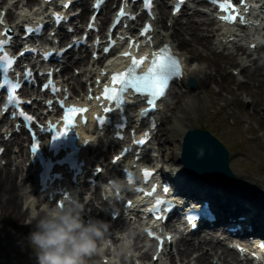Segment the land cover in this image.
Instances as JSON below:
<instances>
[{"label": "bare ground", "instance_id": "bare-ground-1", "mask_svg": "<svg viewBox=\"0 0 264 264\" xmlns=\"http://www.w3.org/2000/svg\"><path fill=\"white\" fill-rule=\"evenodd\" d=\"M264 3V2H263ZM157 5V11H158V17L155 22L156 28H165L164 26V21L169 17V14L165 10V2L164 0H157L156 1ZM264 5V4H263ZM84 7L86 6L83 5ZM161 7V8H160ZM264 8V7H263ZM194 17L202 18L204 19L203 16L200 15L199 12H195L193 14ZM9 20H12L11 14L7 15ZM28 17V15H26ZM15 23V22H14ZM16 24V23H15ZM213 19L211 18H206L205 20L202 21V23L196 22L194 23L192 20L186 19L185 24L180 25L177 23L176 20L171 21V27L166 30V34L163 35V39L165 41H169L173 43V46L175 45L176 47H183L185 49L186 53H181L179 54L181 59L184 61L186 64V76L183 82V86L181 87L183 91H179V88H171L167 92V97L166 100L163 101L160 105V110L161 112L158 113V116L161 119L162 116L165 115L166 111L170 112V108L173 106V103L178 101L179 99H182V97L186 96L184 95L187 91L186 89V84L189 79H194L197 82V87L198 90H203L204 92L208 93L210 91L208 89L207 82L212 81L214 78H216V75L218 77H224L228 82H231V77L227 76L225 73L226 66L234 64L235 66L237 65L239 74L240 76L246 78V81H249V85L246 87V93L248 95H255L258 93L259 95L261 94L264 97V56L259 57L257 60L253 59L252 53L248 50L249 45L255 44L256 45V53H264V45L261 44V42L258 39H255L254 36L251 35H245L244 38H240L239 36H235L233 34H230L229 37H234L236 42L231 43V45L223 44L222 40H227L228 36L224 35H215V38L212 39V37H209V33H212V26H213ZM160 26V27H159ZM171 29V30H170ZM226 34V33H225ZM162 36V35H161ZM154 40H157L160 38V34L153 36ZM264 39V35H263ZM161 43V42H160ZM247 45V48L244 49L242 45ZM232 51V52H230ZM233 51L235 52L236 55H234ZM237 52V53H236ZM240 53L241 55H239ZM188 54L192 57L195 58L196 60H201L206 63L205 66L192 63L191 64V58L188 57ZM243 56L244 58L240 60V57ZM228 69V67H227ZM92 72V70H91ZM239 77L235 78L236 80ZM72 79V78H71ZM75 79V78H73ZM178 91V92H177ZM209 95V94H208ZM186 100L182 103V106L179 107L178 113L176 114V123L180 124V122L187 121V118L189 116H195L194 121L196 122L200 120V114L201 111H199V105H198V100H202V97H197L196 101L195 96L188 95L186 96ZM243 100L248 101L247 98H238L237 96L233 98L232 100H227L224 96L223 98L220 99L221 105H217L216 102L213 100H205L207 102V106L210 104L213 105L215 104L216 107H219V109L222 111L223 109L229 107V105L232 103H237V102H242ZM251 104L250 109L252 116H255L256 112L258 109L261 107V104H258L257 101L252 100L249 101ZM207 107L204 108L203 114L204 116H209V109H206ZM197 110V111H196ZM264 113V108L261 107L260 109ZM162 115V116H161ZM165 118V116H164ZM164 121V120H163ZM162 121V122H163ZM264 125V124H263ZM173 127L170 128L168 131L170 135L166 134L164 136L163 140V145L166 144L171 138V131ZM184 129L181 128V131L184 133ZM172 134L174 132L172 131ZM181 137V134L179 135ZM18 148V157H15V159H20L23 160L24 156V150H23V145L22 143H17L14 142ZM162 145V146H163ZM115 148L114 144H109L107 148H104L103 150L100 151V154L96 157L97 160L103 165L106 162V157L108 153ZM180 146H178L177 150V161H179V156H180ZM8 149L6 148L4 157L7 160L6 166L1 168L0 167V217H2V220L5 218L9 217L8 222L6 223L10 227H15V228H20L23 229L29 237L30 232L33 230L34 225L27 224L28 221L32 218V209L30 205H27L24 203L26 198L29 197V194L32 193V189L29 190L28 192L25 191V183L29 184V186L33 185L32 178L28 177L27 180L24 181V184L21 183V180L17 177L18 169L20 168L19 166H16L14 170H11V163L15 161V159L9 158L6 153H8ZM159 152H161L159 150ZM162 156V153H161ZM3 159V158H2ZM1 159V160H2ZM162 160L165 162V160L162 157ZM104 167L107 169L108 168V163L104 165ZM182 167L179 164V166L175 169L177 172L175 173H182V176H184L182 172ZM161 175L166 179L170 178L173 174L172 170H166L165 169H160L159 170ZM21 172V168H20ZM187 177V176H186ZM189 177V176H188ZM187 177V178H188ZM193 182V180L186 179L185 182ZM23 182V181H22ZM264 186V182L260 180V184L255 183V188H262ZM184 186H181V189H183ZM229 189V190H227ZM232 188H225L224 193V204H223V211L228 212L229 210L227 208L234 207L235 210L239 209L243 204L244 200H246L247 196H242L241 192H233L231 190ZM189 190H185L184 194H189ZM192 193V192H191ZM248 193H251L248 190ZM97 193L94 192L92 202L98 201V195ZM252 196V195H250ZM252 201V200H250ZM262 203L264 206V195L262 199ZM23 203V204H22ZM254 203V202H253ZM254 205H258V207H261L262 204L261 202L254 203ZM25 206V207H24ZM255 212L253 215V218H250L252 223H254V226L259 225L258 218L264 223V213L256 208L254 211H249V213ZM32 214V215H31ZM254 216H258V218H254ZM27 219V222L25 220ZM116 224V223H115ZM111 224V227L109 228V232L111 235H113V238L115 242H118V237L115 232L116 225ZM119 224H121V227H124L121 232L125 231L127 224L124 220L119 221ZM135 231V230H134ZM129 232V230H128ZM120 233V232H119ZM136 234V237L138 238V232H133ZM132 234V233H131ZM133 235V234H132ZM214 235L211 234L210 238H202V242L198 243L196 246L193 244H190L188 242H184L183 240H180L179 243L183 244L185 247L184 250H181L179 255L180 258L182 259V262L187 260L186 264H190L192 261H188L191 252L196 249H201L202 246L205 245V247H209L210 251L214 253V256L217 257V261L220 264H234L237 263L236 260V255L233 251L230 250H224L221 248H218L216 244L213 242ZM0 241L4 242L5 246L10 250V251H15L17 249V245H25L26 241L23 239V232H19L18 236H15L14 234H11L9 230H7V233L4 232V229L0 227ZM121 241V239L119 240ZM130 240H127L125 244H129ZM219 251V253H218ZM36 258V256H33ZM143 258L146 257V255H142ZM211 256L206 255L205 253L199 254L197 257L194 258V264H210L209 259ZM10 264V262H8ZM238 264V263H237Z\"/></svg>", "mask_w": 264, "mask_h": 264}, {"label": "rangeland", "instance_id": "rangeland-1", "mask_svg": "<svg viewBox=\"0 0 264 264\" xmlns=\"http://www.w3.org/2000/svg\"><path fill=\"white\" fill-rule=\"evenodd\" d=\"M179 23H182L183 25L184 20H179ZM196 64L204 65L202 61H196ZM221 81L224 84L226 83L224 79L220 80L219 78L213 82H215L217 86ZM224 84L220 85L219 88H213V84L206 85L210 90L208 93L203 90L197 91V87L189 90L191 93L190 97L192 95L195 96L194 102L197 97H202V100H198L199 111H201L202 114L199 115L200 120L197 121V123L191 122L190 117H188L186 122H180V124H177L176 132H174L170 141L166 143L168 158L171 160L169 166L173 169L177 168L178 162H176L175 159L176 151L179 146V131L181 128H188L192 126L191 128H199L210 132L227 148L230 153V168L237 178V186L235 189L249 188L248 186L252 182H255L256 180H264V126L261 123H258L257 119L251 117L247 119L248 116H251L250 112L245 109L249 106L248 104L238 103L236 107H232L231 109L230 107H227L224 110L225 112L216 109L217 107L215 104L213 107L212 104L207 106V102L205 100L208 101L211 99L216 102L217 105H220L221 103L219 101L223 98V96L226 99H233L236 95L251 98L250 95L243 94V91L246 90L245 85H241L240 89L237 90L236 82L232 81L230 84L227 83L229 88L226 90L227 85ZM186 96L176 101L172 108H170V112L166 111L167 118H165V128L162 129V133L165 134L168 130H170L169 128L176 125V123L174 124V121L176 120L174 118L178 113L179 107L186 100V98L188 99ZM253 99L255 101L257 100L258 104L262 102L261 104L263 106L261 107H264V97L262 95L255 94ZM205 107H207L206 109H209L211 112L215 111L217 115L213 116L210 114L209 117L204 116L203 110ZM244 110H247L248 112L244 113ZM259 112L257 115L260 118L261 116ZM229 113H231V115H229ZM222 114H228V117L224 118ZM239 120H241V123L235 124L238 123ZM262 122L264 123V121ZM245 134L250 135L244 136ZM259 135H263V139H259ZM256 193L255 195L261 196L262 190H259V192L256 191ZM8 219L9 217L2 220V217H0L1 229L3 228L5 233L9 230V232L15 236H18L19 232H23V238L27 241L28 238L24 236L27 233L23 229L8 226L6 224ZM31 255H34V252L29 244V241L26 242V245L19 246V248L15 251H10L5 247V244L0 241V264H9L8 262H10V264L11 262L13 264H30V260H32Z\"/></svg>", "mask_w": 264, "mask_h": 264}, {"label": "clouds", "instance_id": "clouds-1", "mask_svg": "<svg viewBox=\"0 0 264 264\" xmlns=\"http://www.w3.org/2000/svg\"><path fill=\"white\" fill-rule=\"evenodd\" d=\"M27 224L34 225L28 240L38 264H92L101 261L112 249L108 240L109 224L99 219H85L84 206L76 196L69 195L55 205H45L33 213ZM116 264L120 257L132 255L127 244L113 250Z\"/></svg>", "mask_w": 264, "mask_h": 264}, {"label": "snow or ice", "instance_id": "snow-or-ice-1", "mask_svg": "<svg viewBox=\"0 0 264 264\" xmlns=\"http://www.w3.org/2000/svg\"><path fill=\"white\" fill-rule=\"evenodd\" d=\"M150 2V0H149ZM183 2V0H181ZM243 2V0H242ZM226 10V9H225ZM221 19L224 20H235V16H223ZM243 22V20H241ZM149 31V27H146L144 33ZM6 34V33H5ZM5 42L0 41V65H3V68H0V73H3L5 76L8 74L11 67L14 65V60L10 58L7 53L3 52ZM107 51V50H106ZM125 55H129L125 53ZM147 58H141L137 60L135 57L131 60V65L127 69L126 72L117 73L112 76V83L114 87L104 89V97L109 100H113L116 102L117 107L122 106L124 102V94L131 89L134 93L139 94L140 97H147L146 103L149 105V108H145L140 114L142 116H146L148 112L152 109H155L156 102L159 98L165 95V90L169 86V82L174 78L180 76L181 73V65L179 59L172 55L169 46L165 45L164 48L160 50V53L153 58L151 61L152 67L146 73L138 74L137 69L145 62ZM6 83L10 84L11 98L8 101L9 103H19L15 93L16 90L20 87L17 83H11L7 81ZM118 85L119 87H115ZM47 87V86H45ZM5 90L3 85L0 84V91ZM99 99V97H97ZM77 111H83L82 109L77 110L75 108L69 109L70 113H75ZM105 111H110V109H105ZM23 115V113H21ZM26 119H31L30 117H26ZM70 119V117H69ZM100 123L103 124L104 121L101 118ZM123 127V125L121 126ZM66 135V133H61L62 137ZM148 137V133H144V138L139 141H134L135 144L144 145L146 143ZM55 138V139H56ZM32 151L37 152V146L33 145ZM125 151H128L127 149ZM119 159V157H117ZM145 177L151 175L150 172L145 170ZM165 192L168 191L167 188L164 189ZM159 204L160 201H157ZM158 219L160 217H157ZM152 235V233H149ZM171 239V237H169Z\"/></svg>", "mask_w": 264, "mask_h": 264}, {"label": "water", "instance_id": "water-1", "mask_svg": "<svg viewBox=\"0 0 264 264\" xmlns=\"http://www.w3.org/2000/svg\"><path fill=\"white\" fill-rule=\"evenodd\" d=\"M185 149V150H184ZM183 149V159L187 164L196 165V160H205L206 166L210 170L221 169L225 171L227 158L219 144L208 136L207 133L200 131L190 132V137L185 138ZM227 175H229L227 173ZM223 178L226 175L222 176Z\"/></svg>", "mask_w": 264, "mask_h": 264}]
</instances>
